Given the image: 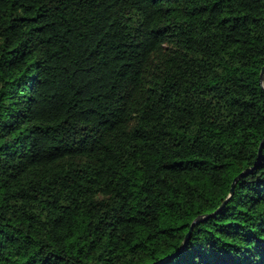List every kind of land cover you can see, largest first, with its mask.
Segmentation results:
<instances>
[{"label":"trees","instance_id":"obj_1","mask_svg":"<svg viewBox=\"0 0 264 264\" xmlns=\"http://www.w3.org/2000/svg\"><path fill=\"white\" fill-rule=\"evenodd\" d=\"M263 64L264 0H0V264H264Z\"/></svg>","mask_w":264,"mask_h":264},{"label":"water","instance_id":"obj_2","mask_svg":"<svg viewBox=\"0 0 264 264\" xmlns=\"http://www.w3.org/2000/svg\"><path fill=\"white\" fill-rule=\"evenodd\" d=\"M263 75H264V64L262 65L261 69H260V72H259V81L260 83H262V80H263ZM264 142V137L262 138L261 142H260V146H259V151H260V148L262 146ZM244 173L241 172L239 173L238 175H236L232 181H231V184H230V188H229V192L226 196V198L220 203V205L216 208V210L214 212H212L211 214H209L208 216H212L214 215L215 213H217L218 211H220L223 206L226 204V202L229 200V198L233 195V192H234V187H235V184L237 182V180L243 175ZM195 223V221H193L184 237V240H186L191 232V229H192V226L193 224Z\"/></svg>","mask_w":264,"mask_h":264}]
</instances>
